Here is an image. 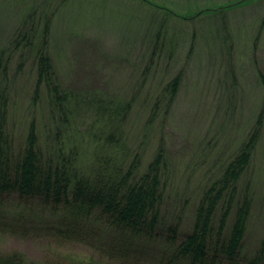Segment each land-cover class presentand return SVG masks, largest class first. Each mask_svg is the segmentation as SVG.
Here are the masks:
<instances>
[{
  "label": "rangeland",
  "instance_id": "obj_1",
  "mask_svg": "<svg viewBox=\"0 0 264 264\" xmlns=\"http://www.w3.org/2000/svg\"><path fill=\"white\" fill-rule=\"evenodd\" d=\"M26 1L0 0V46L8 41L17 19L28 7ZM160 1L183 14L229 0ZM66 4L62 5V0L53 4L60 9L52 26L49 51L58 74L69 85L120 93L130 88L126 94L136 98L127 126L131 160L140 158L139 173H143L158 149L162 146L166 150L169 164L163 217L168 224L180 222L178 246L191 229L204 188L219 175L264 111L260 76V72L264 74V3L230 12L229 31L220 18L177 25L169 43L172 45L162 48L153 59L150 39L154 35L150 37L149 28L154 20L141 19V11L132 3L108 0L95 5L77 1ZM21 61L24 66L18 69ZM34 70L32 53L15 54L8 77L13 90L9 129L18 142L33 118L39 122L41 141L48 137L49 120L42 114L44 101L35 98ZM179 73L182 84L177 98H161L167 83ZM262 123V137L245 178L253 182L254 189L246 234L249 248L264 231ZM31 205L17 195L0 201V253L21 252L34 263L72 264H167L176 253V246L160 236L129 240L126 256L119 249L111 254L115 240L123 235L103 217H91L80 236L66 238L58 226L36 216ZM171 264L188 263L177 259Z\"/></svg>",
  "mask_w": 264,
  "mask_h": 264
},
{
  "label": "trees",
  "instance_id": "obj_2",
  "mask_svg": "<svg viewBox=\"0 0 264 264\" xmlns=\"http://www.w3.org/2000/svg\"><path fill=\"white\" fill-rule=\"evenodd\" d=\"M66 1L95 5L108 0H62V5ZM121 1L135 5L141 11V19L154 20L149 28L150 37L154 35L150 39L152 59L162 48L172 45V31L177 25L220 18L229 31L230 12L264 3L229 0L181 14L160 0ZM26 2L28 7L17 19L10 38L0 46V201L17 195L32 204L36 216L58 226L66 238L80 236L91 217H103L123 235L115 240L111 254L119 249L126 256L129 240L164 236L176 246V253L167 264L177 259L188 264H264V231L252 248L246 244L254 189L253 182L245 180L262 137L264 111L253 121L219 175L204 188L191 229L177 246L180 222L168 224L163 217L169 164L166 150L161 146L143 173H139L140 158L131 160L127 126L136 98L126 94L130 88L120 93L62 81L49 51L52 26L60 8H54L55 0ZM19 51L30 52L35 59V98L44 101L42 114L49 120L46 142L41 141L36 118L20 142L9 129L13 90L8 77ZM140 65L141 62L137 70ZM23 66L24 61L17 65L18 69ZM260 76L264 83L262 72ZM181 82L179 73L167 83L161 98L175 100ZM16 216L22 220L21 213ZM0 264L72 263H34L21 252H10L0 253Z\"/></svg>",
  "mask_w": 264,
  "mask_h": 264
}]
</instances>
